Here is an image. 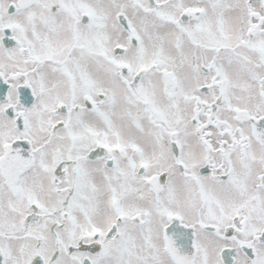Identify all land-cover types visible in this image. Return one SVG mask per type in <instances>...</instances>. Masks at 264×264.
<instances>
[{
	"label": "snow or ice",
	"instance_id": "obj_1",
	"mask_svg": "<svg viewBox=\"0 0 264 264\" xmlns=\"http://www.w3.org/2000/svg\"><path fill=\"white\" fill-rule=\"evenodd\" d=\"M0 264H264V0H0Z\"/></svg>",
	"mask_w": 264,
	"mask_h": 264
}]
</instances>
